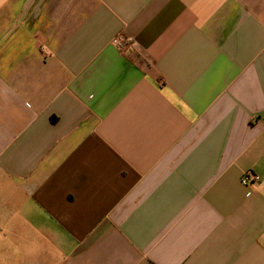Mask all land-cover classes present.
I'll return each mask as SVG.
<instances>
[{
    "label": "crops",
    "instance_id": "crops-1",
    "mask_svg": "<svg viewBox=\"0 0 264 264\" xmlns=\"http://www.w3.org/2000/svg\"><path fill=\"white\" fill-rule=\"evenodd\" d=\"M0 172L38 264H264V0H0Z\"/></svg>",
    "mask_w": 264,
    "mask_h": 264
},
{
    "label": "rangeland",
    "instance_id": "rangeland-1",
    "mask_svg": "<svg viewBox=\"0 0 264 264\" xmlns=\"http://www.w3.org/2000/svg\"><path fill=\"white\" fill-rule=\"evenodd\" d=\"M12 197L10 203L16 206L19 194L3 177L0 172V264H38L43 260L54 258L56 249L54 244L45 242L41 235L25 231L23 226L19 225L16 214H3L4 197Z\"/></svg>",
    "mask_w": 264,
    "mask_h": 264
},
{
    "label": "built area",
    "instance_id": "built-area-1",
    "mask_svg": "<svg viewBox=\"0 0 264 264\" xmlns=\"http://www.w3.org/2000/svg\"><path fill=\"white\" fill-rule=\"evenodd\" d=\"M111 44L114 48L121 51L123 54H131L136 50V42L134 38L123 32L117 33L112 39ZM241 179L243 184H245L246 186H254L258 182V177L251 172H246L245 174H243Z\"/></svg>",
    "mask_w": 264,
    "mask_h": 264
}]
</instances>
